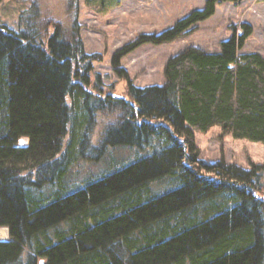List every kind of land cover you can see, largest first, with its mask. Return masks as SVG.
Returning a JSON list of instances; mask_svg holds the SVG:
<instances>
[{
    "label": "trees",
    "instance_id": "16d2710c",
    "mask_svg": "<svg viewBox=\"0 0 264 264\" xmlns=\"http://www.w3.org/2000/svg\"><path fill=\"white\" fill-rule=\"evenodd\" d=\"M236 1L205 0L111 64ZM21 24L0 25V228L9 237L0 264H264L262 168L200 160L194 139L219 127L264 145V56L239 53L251 26L234 28L219 52L172 56L162 85L137 87L118 68L127 97H116L91 79L99 56L85 52L76 21L65 29L34 12ZM98 115L107 120L93 143ZM123 148L135 157L119 164ZM108 156L112 165L79 176L82 162Z\"/></svg>",
    "mask_w": 264,
    "mask_h": 264
},
{
    "label": "rangeland",
    "instance_id": "374dc122",
    "mask_svg": "<svg viewBox=\"0 0 264 264\" xmlns=\"http://www.w3.org/2000/svg\"><path fill=\"white\" fill-rule=\"evenodd\" d=\"M204 3L205 0H3L0 25L17 31L25 16L34 12L41 20L59 22L65 29L76 21L85 52L99 56L92 62L91 79L98 74L104 94L127 97V81L117 73L118 68L124 70L137 87L162 85L165 65L172 56L188 47L219 52L220 43L231 37L234 28H237L236 33L240 32V24L251 26L252 34L239 53L258 52L264 56V0H238L217 4L209 19L197 23L173 42L139 45L120 60L118 68L111 64L114 53L139 36L159 34L171 28L191 11L202 9ZM52 31L51 27L49 33ZM106 120L97 116L92 131L93 143L98 141ZM194 139L200 160L234 164L245 170L260 166L258 195L264 199V145L235 140L223 135L219 127L204 134L195 133ZM25 142V139L19 141L22 145ZM134 157L133 150L123 148L116 150L113 159L120 164ZM106 159L95 164L82 162L78 167L79 171L83 170L79 176L84 178L112 165L111 158ZM8 239L7 229L0 228V241Z\"/></svg>",
    "mask_w": 264,
    "mask_h": 264
},
{
    "label": "water",
    "instance_id": "95a60500",
    "mask_svg": "<svg viewBox=\"0 0 264 264\" xmlns=\"http://www.w3.org/2000/svg\"><path fill=\"white\" fill-rule=\"evenodd\" d=\"M39 264H43V261H40Z\"/></svg>",
    "mask_w": 264,
    "mask_h": 264
}]
</instances>
